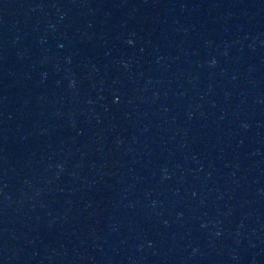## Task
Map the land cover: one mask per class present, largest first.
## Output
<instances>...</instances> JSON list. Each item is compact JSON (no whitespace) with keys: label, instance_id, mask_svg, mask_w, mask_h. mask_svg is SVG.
I'll use <instances>...</instances> for the list:
<instances>
[{"label":"water","instance_id":"obj_1","mask_svg":"<svg viewBox=\"0 0 264 264\" xmlns=\"http://www.w3.org/2000/svg\"><path fill=\"white\" fill-rule=\"evenodd\" d=\"M0 264H170L132 0H0Z\"/></svg>","mask_w":264,"mask_h":264}]
</instances>
